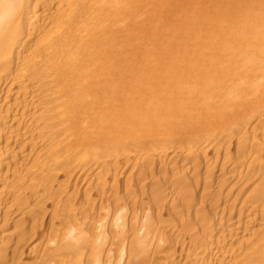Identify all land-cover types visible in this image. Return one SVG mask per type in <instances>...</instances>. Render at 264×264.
I'll use <instances>...</instances> for the list:
<instances>
[{
	"label": "bare ground",
	"instance_id": "obj_1",
	"mask_svg": "<svg viewBox=\"0 0 264 264\" xmlns=\"http://www.w3.org/2000/svg\"><path fill=\"white\" fill-rule=\"evenodd\" d=\"M0 88L1 142L100 154L88 166L145 127L246 118L264 96V0H0ZM253 200L185 262L264 264Z\"/></svg>",
	"mask_w": 264,
	"mask_h": 264
},
{
	"label": "rangeland",
	"instance_id": "obj_2",
	"mask_svg": "<svg viewBox=\"0 0 264 264\" xmlns=\"http://www.w3.org/2000/svg\"><path fill=\"white\" fill-rule=\"evenodd\" d=\"M259 104L244 119L145 127L144 135L107 148L101 165L93 164L100 154L39 156L25 141L0 139L4 154L14 156L0 174L16 172L0 182V264H191L188 252L246 217L247 201L264 198ZM194 227L198 233L188 236Z\"/></svg>",
	"mask_w": 264,
	"mask_h": 264
}]
</instances>
